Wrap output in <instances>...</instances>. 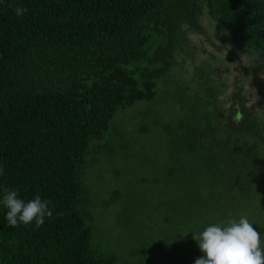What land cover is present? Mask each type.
Instances as JSON below:
<instances>
[{
    "label": "trees",
    "instance_id": "1",
    "mask_svg": "<svg viewBox=\"0 0 264 264\" xmlns=\"http://www.w3.org/2000/svg\"><path fill=\"white\" fill-rule=\"evenodd\" d=\"M204 13L264 54V0H0V185L53 211L13 227L0 203V264H115L92 246L88 158L120 110L158 99L187 29L206 35ZM173 84L160 93L167 119L146 110L168 149L165 178L195 200L201 231L246 214L264 239V106H248L239 83L228 108ZM181 250L167 252L187 264Z\"/></svg>",
    "mask_w": 264,
    "mask_h": 264
},
{
    "label": "rangeland",
    "instance_id": "2",
    "mask_svg": "<svg viewBox=\"0 0 264 264\" xmlns=\"http://www.w3.org/2000/svg\"><path fill=\"white\" fill-rule=\"evenodd\" d=\"M201 23L206 35L184 26L187 32L176 52L177 64L167 80L159 82L158 99L120 110L104 140L97 143L101 147L88 158L98 159L85 171L87 209L94 219L92 246L113 256L115 264H177L178 259L167 252L174 242L181 243L187 264L204 255L192 234L201 231L195 200L182 192L183 185L179 188L165 178L168 149L153 125L155 115L146 113L157 108L164 116L160 102L164 90L172 92L173 83L179 81L203 93L211 90L228 108L239 83L248 106H264V54L236 43L225 26L206 13ZM141 128L149 131L137 134ZM143 176L147 183L141 181Z\"/></svg>",
    "mask_w": 264,
    "mask_h": 264
},
{
    "label": "clouds",
    "instance_id": "3",
    "mask_svg": "<svg viewBox=\"0 0 264 264\" xmlns=\"http://www.w3.org/2000/svg\"><path fill=\"white\" fill-rule=\"evenodd\" d=\"M26 9L17 7V16H22ZM219 42V41H218ZM259 110V109H258ZM3 168H0V175ZM3 198L0 203L6 209V221L10 226L31 225L39 228L45 218H51L50 200L40 195L25 201L15 189L0 185ZM247 215L239 219L230 218L226 223H213L202 231L193 233L203 256L195 260V264H264V239Z\"/></svg>",
    "mask_w": 264,
    "mask_h": 264
}]
</instances>
